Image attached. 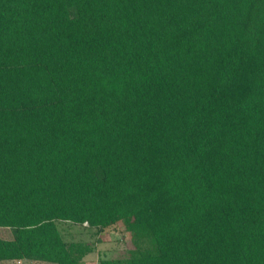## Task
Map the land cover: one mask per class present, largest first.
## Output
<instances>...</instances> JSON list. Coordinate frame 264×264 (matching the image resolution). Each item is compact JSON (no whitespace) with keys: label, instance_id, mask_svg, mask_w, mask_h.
I'll return each mask as SVG.
<instances>
[{"label":"trees","instance_id":"obj_1","mask_svg":"<svg viewBox=\"0 0 264 264\" xmlns=\"http://www.w3.org/2000/svg\"><path fill=\"white\" fill-rule=\"evenodd\" d=\"M119 222L99 264H264V0H0V262Z\"/></svg>","mask_w":264,"mask_h":264},{"label":"rangeland","instance_id":"obj_2","mask_svg":"<svg viewBox=\"0 0 264 264\" xmlns=\"http://www.w3.org/2000/svg\"><path fill=\"white\" fill-rule=\"evenodd\" d=\"M59 228L65 239L68 241L83 240L92 244L95 239L100 243L95 245L93 253L85 257L82 264H99L100 259L125 258L128 250L132 249L131 238L121 222L104 229L100 235L93 236L94 230L89 231L85 226H75L68 223L59 224ZM0 235L4 238H10L7 230L0 229ZM7 264V262H0ZM14 264V263H13ZM49 264V263H37Z\"/></svg>","mask_w":264,"mask_h":264},{"label":"crops","instance_id":"obj_3","mask_svg":"<svg viewBox=\"0 0 264 264\" xmlns=\"http://www.w3.org/2000/svg\"><path fill=\"white\" fill-rule=\"evenodd\" d=\"M2 262H7V264H37V263H32L30 261H2Z\"/></svg>","mask_w":264,"mask_h":264}]
</instances>
